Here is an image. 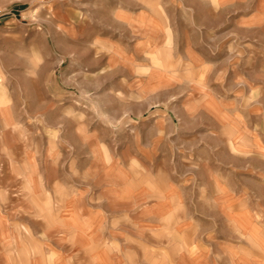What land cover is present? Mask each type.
Masks as SVG:
<instances>
[{"label":"rangeland","instance_id":"1","mask_svg":"<svg viewBox=\"0 0 264 264\" xmlns=\"http://www.w3.org/2000/svg\"><path fill=\"white\" fill-rule=\"evenodd\" d=\"M255 2L0 0V24L13 21L0 39V264H48L45 248L67 240L115 262L113 231L135 220L110 187L137 195L227 157L220 127L253 124V95L230 92L258 78L251 53L264 61V20L244 19ZM182 196L198 205L193 188Z\"/></svg>","mask_w":264,"mask_h":264},{"label":"crops","instance_id":"2","mask_svg":"<svg viewBox=\"0 0 264 264\" xmlns=\"http://www.w3.org/2000/svg\"><path fill=\"white\" fill-rule=\"evenodd\" d=\"M255 3L244 19L264 20V0ZM12 24L11 20L0 24L1 40L13 34ZM259 52L251 53L246 63L250 71L252 67H260L262 72L255 71L259 72L256 79L259 80L252 83L246 80L244 86L237 83L230 92L236 94L245 87L249 96L253 95V105L243 110L253 124L233 122L220 127L221 136L228 140L223 139L221 148L226 150L227 157L206 165L205 176L197 174L196 167H188L193 174L186 179L164 182L163 188L142 185L137 195L123 186L110 187L111 201L122 206L117 212L126 214L131 208L126 215L135 220L134 226L122 227V232L120 227L113 231L117 238L115 262L102 252L76 255L65 235L64 249L45 248L50 257L48 264H264V167L251 165L256 162L264 165V114L259 113L264 103V61L255 62ZM220 59L218 55L213 60L212 69L222 65ZM234 94L233 98L238 100ZM261 116V121L255 120ZM192 188L197 193L198 205L187 208L182 195ZM183 207L185 211L178 210ZM183 214L184 220H179ZM87 232L77 224L72 231L75 238H84ZM122 239L127 246L120 244Z\"/></svg>","mask_w":264,"mask_h":264},{"label":"built area","instance_id":"3","mask_svg":"<svg viewBox=\"0 0 264 264\" xmlns=\"http://www.w3.org/2000/svg\"><path fill=\"white\" fill-rule=\"evenodd\" d=\"M2 18V10L0 9V19Z\"/></svg>","mask_w":264,"mask_h":264},{"label":"bare ground","instance_id":"4","mask_svg":"<svg viewBox=\"0 0 264 264\" xmlns=\"http://www.w3.org/2000/svg\"><path fill=\"white\" fill-rule=\"evenodd\" d=\"M118 15L121 16L122 14H119V13H118Z\"/></svg>","mask_w":264,"mask_h":264}]
</instances>
